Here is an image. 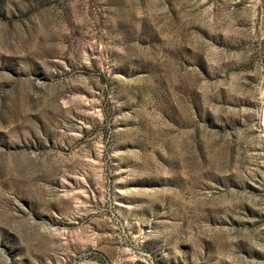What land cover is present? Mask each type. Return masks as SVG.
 I'll return each mask as SVG.
<instances>
[{
	"label": "rangeland",
	"instance_id": "rangeland-1",
	"mask_svg": "<svg viewBox=\"0 0 264 264\" xmlns=\"http://www.w3.org/2000/svg\"><path fill=\"white\" fill-rule=\"evenodd\" d=\"M0 264H264V0H0Z\"/></svg>",
	"mask_w": 264,
	"mask_h": 264
}]
</instances>
